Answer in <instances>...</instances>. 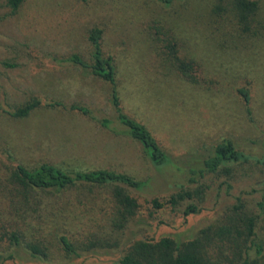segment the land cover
Instances as JSON below:
<instances>
[{"label": "rangeland", "instance_id": "374dc122", "mask_svg": "<svg viewBox=\"0 0 264 264\" xmlns=\"http://www.w3.org/2000/svg\"><path fill=\"white\" fill-rule=\"evenodd\" d=\"M206 1L161 6L155 0H23L12 12L0 0V104L13 109L39 101L24 117L0 114V148L27 168L39 162L66 171L108 168L147 181V190L162 193L185 183V170L198 164L203 145L227 137L248 156L236 167L231 195L263 183L264 0L260 33L250 38L229 17L208 19ZM93 26L101 29L102 53L114 61L122 109L144 124L171 163L154 170L133 140L99 125L98 119L116 115L107 99L109 85L67 60L76 54L89 62L87 33ZM158 30L185 42L183 51L196 62L191 81L165 62L159 47L166 46L154 38ZM242 84L249 90L247 107L234 92ZM205 183L200 201L198 195L202 207L214 205L218 193L215 180ZM103 192L77 184L60 196L40 197L36 205L30 201L21 214H27L25 235L38 229L52 242L61 227L73 235L95 230L107 216ZM230 202L226 197L216 204ZM53 212L56 218L49 215ZM109 230L105 222L95 231ZM187 231L186 226L181 230ZM49 250L55 257L54 247Z\"/></svg>", "mask_w": 264, "mask_h": 264}, {"label": "trees", "instance_id": "16d2710c", "mask_svg": "<svg viewBox=\"0 0 264 264\" xmlns=\"http://www.w3.org/2000/svg\"><path fill=\"white\" fill-rule=\"evenodd\" d=\"M22 1L3 0V3L13 12ZM155 1L170 6L177 0ZM260 2L207 0V16L212 20L229 17L242 35L254 37L261 28ZM100 36L101 29L97 26L87 33L89 62L76 54L67 60L87 68L91 75L109 85L107 99L116 115L112 119H98L99 125L114 135L133 140L143 158L157 170L171 161L144 124L122 109L115 86V64L109 54L102 53ZM174 36L163 30L154 33V38L166 46L167 50L160 47L159 50L169 68L183 80L191 81L196 62L183 51L185 42L178 37L175 41ZM234 92L247 107L250 99L245 85H238ZM38 104V100L32 99L12 109L1 103L0 114L24 117ZM71 108L82 114L87 112L83 107ZM197 154L198 164L185 170V183L156 193L146 189L147 181L108 168L66 171L48 162L27 168L12 153L0 148V170L4 171L0 190L6 205L0 208V264H264V182L251 187L249 192L231 195L236 167L246 162L248 156L230 138L203 145ZM207 178L215 180L218 193L214 205L202 207L198 195L200 201L208 186ZM77 184L104 191L107 216L95 230L106 222L109 232L88 228L85 234L73 235L61 227L52 242L45 241L38 229L27 237L24 233L27 214H21L30 208V201L36 205L42 197L60 196ZM226 197L232 202L218 207L216 203ZM34 209L40 218L38 208ZM49 215L56 218L57 214ZM185 226L188 231L181 232ZM160 230L168 233L158 235ZM51 247L55 257L49 250Z\"/></svg>", "mask_w": 264, "mask_h": 264}]
</instances>
